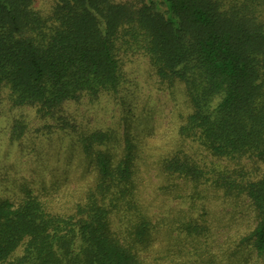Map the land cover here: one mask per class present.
<instances>
[{"label":"trees","instance_id":"16d2710c","mask_svg":"<svg viewBox=\"0 0 264 264\" xmlns=\"http://www.w3.org/2000/svg\"><path fill=\"white\" fill-rule=\"evenodd\" d=\"M37 1L0 0V115L5 99L41 126L30 134L13 116L0 131L20 152L63 130V165L77 151L85 162L69 211L60 176L0 188V264H264V0ZM154 92L167 112L149 105ZM84 101L111 105L112 122L76 124L63 105ZM160 118L170 125L156 137ZM152 150L174 184L161 178L163 196L192 209L214 191L240 202V225L215 228L203 204L149 216ZM6 172L0 161L2 184Z\"/></svg>","mask_w":264,"mask_h":264},{"label":"rangeland","instance_id":"374dc122","mask_svg":"<svg viewBox=\"0 0 264 264\" xmlns=\"http://www.w3.org/2000/svg\"><path fill=\"white\" fill-rule=\"evenodd\" d=\"M130 1H136V0H130ZM146 1V0H143ZM45 1L42 2L41 0H38L35 2L34 6L37 9H42L45 6ZM7 93V90H5ZM156 96H152V98L149 100V105L154 108V110H160L162 106L167 102L166 97H164L161 93L156 94ZM8 100L3 99V113L0 115V127L5 126L8 121L13 118V116H16L17 119H24L25 121L29 122V129L30 134L33 133V129L37 128L38 126H41L40 119L36 118L34 115V109L29 107H23V108H11L9 107ZM168 103V102H167ZM103 103L101 105H90L88 103L81 102V103H74V102H66L63 105L64 112L66 115L73 117L76 120V124L83 125V128H93L94 126H97L98 124H109L112 122V118L115 117V112L112 109L111 105L103 107ZM11 109L10 111L5 110ZM165 112L168 111V106L165 107ZM162 124L159 128L158 135H162L165 132L167 133L168 130H163L164 127H166L169 122H167L165 119H158ZM115 121V120H114ZM170 125V124H169ZM6 130V131H5ZM7 128L5 127L2 131H0V161L4 164V167L6 169V174L8 179L2 184L0 182V188L1 191H4V194H6V189L4 188L5 185L8 188V190H12L13 192L16 191V187L23 183V181L32 182L34 185L35 181L37 180L38 175H42L44 177H50V175H56L59 177V180L62 182L59 191H57L56 194H58L62 199L67 198L66 202H61V207L65 211H69V209H72L73 201L70 200L73 198H76V195L73 192H69V189L71 187H74L76 185H80L81 182L79 180V175L82 173L81 170L84 166V157L81 154H78L79 151L76 152L74 158L68 165H63L64 157H65V151L63 150L62 146L58 147V145H61L64 137V132L59 131L56 134H54L51 138H45L41 135H38V137L32 138L30 137L27 142H24L26 145L25 148L18 152L17 148H15L17 145L16 143L12 145V147H9V133L7 132ZM29 134V135H30ZM156 135V134H155ZM34 141V142H32ZM43 142V149L38 148V145L40 142ZM196 145V144H192ZM33 147V148H32ZM195 146H193L194 148ZM11 148V150L8 151V149ZM151 150V149H150ZM159 150V149H158ZM187 151L190 152L194 151L191 148H187ZM44 151H47L46 156H48L45 160L41 156ZM156 150H152L150 152L148 163L150 165V168H148V172L142 173V179L140 183L141 187V196L142 198H145L147 202L150 204V209L152 211H149V216L154 214L152 218H166L169 219L174 215H178L180 211L187 212L192 215H196L197 209L201 207L199 204H203L204 207L207 210V216L206 219L213 224V226L217 229L227 228L234 223L235 225H240V221L243 220V210L242 205H239L240 202L232 203L230 202H222L221 199H218L219 195L215 193L214 191H210V195H207L206 198L203 200H197L195 206L190 209L191 204L189 201L186 202V200H171L167 199V197L163 196L161 194L159 182L161 180L162 183H166L167 185H172V189H174V184L168 179L167 176H158L155 175V169L153 168V162L154 161V152ZM161 151V150H160ZM42 152V153H41ZM39 155V156H38ZM68 168L72 172L71 175H65V172ZM54 173V174H53ZM55 178V176H54ZM63 180V181H62ZM4 186V187H3ZM32 186V185H31ZM35 186V185H34ZM3 187V188H2ZM4 189V190H3ZM7 190V194H8ZM51 192V191H50ZM69 192V193H68ZM212 195L214 197H212ZM54 196V195H53ZM50 197V193L48 194V199ZM164 198V199H162ZM162 200V201H161ZM186 202V203H185ZM60 202L55 203V208L59 207ZM153 205V206H152ZM198 205L200 207H198ZM53 206V207H54ZM147 208V206H146ZM202 209V208H201ZM220 233L219 231H217ZM212 236L210 237V246L212 245L214 241V236L216 235L215 230L211 233ZM219 242H222V238L219 240ZM173 261L175 262V258L180 259L181 256H175L174 254L171 255Z\"/></svg>","mask_w":264,"mask_h":264}]
</instances>
